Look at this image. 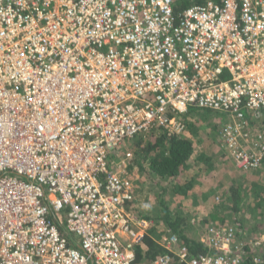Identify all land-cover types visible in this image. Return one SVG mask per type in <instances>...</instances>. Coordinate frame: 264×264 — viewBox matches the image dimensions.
Here are the masks:
<instances>
[{
    "label": "built area",
    "instance_id": "1",
    "mask_svg": "<svg viewBox=\"0 0 264 264\" xmlns=\"http://www.w3.org/2000/svg\"><path fill=\"white\" fill-rule=\"evenodd\" d=\"M177 1L0 0V264H139L151 222L126 207L131 153L115 150L182 133L191 106L229 115L237 170L262 165L264 0ZM234 233L210 228L214 253L193 257L158 242L185 264H246Z\"/></svg>",
    "mask_w": 264,
    "mask_h": 264
},
{
    "label": "trees",
    "instance_id": "2",
    "mask_svg": "<svg viewBox=\"0 0 264 264\" xmlns=\"http://www.w3.org/2000/svg\"><path fill=\"white\" fill-rule=\"evenodd\" d=\"M203 1L204 0L177 1L175 9L177 10L187 5ZM216 113L217 111H214L213 109L191 106L186 113L180 116L185 125L184 131L181 134H173L165 128L158 127L155 129L154 127L149 133H138L132 137L126 138V141H130L131 147L128 145L124 146V154L122 157H125L126 152L131 153L127 165V172L130 179L133 178L134 173L132 174V172L138 168L139 172L145 171L150 175L152 178V181L150 179V185H157V187L159 186L161 188V193L156 198H150L149 201L144 202L143 197L145 191L142 189V186L139 188L134 185H140L142 184V181L137 179L132 183L134 185V193L136 190L140 192L139 194H142V199L137 200L135 198L131 203H127L126 207L129 208L131 206L132 211H136V202L141 203L144 207L143 212L138 210L135 213L140 214L151 222L148 232L143 237L142 245H139L136 249V263L149 264L158 256L167 254L170 256L169 264H185V262L179 260L174 252L172 253L168 251L158 242L162 234L167 236L172 234L176 235L178 238L177 249L178 247H185L189 257L197 256L199 254L214 253V250L210 249L201 238L189 235L188 233L189 230L197 224L196 220H192V216H199V214L202 215L200 209L197 213H194L193 206L189 211H185V208L180 210L178 205L173 207L170 201L167 205L164 194L168 193L173 195L183 193V195L186 196L188 191L194 190L193 188L195 185L200 189V181L193 178V175L191 176L190 174L192 171L194 172L197 170L194 167L196 165L198 166L199 176L207 174L208 171L215 168V166L209 165L210 159L213 157L211 154L213 151L205 146L204 143H201L203 141L201 138V141L199 140L198 143L199 147L195 146L196 148L193 145L192 139H190V135H193L194 137L198 136L200 128L204 124H213L215 135L213 136V142H211V145L219 146L220 143L221 148H218L216 151H222L221 154H223V150L227 151L225 147V139L221 135V129L218 130L216 128V123H219L214 119ZM220 113L226 114V112ZM199 115L200 117L197 118V122L191 117ZM207 115L209 119L206 117ZM247 119H250V117ZM250 124L255 130H263L264 119L262 126H259L258 122L255 123V121L251 120ZM218 131L220 132V136H218ZM130 148H133L132 151ZM109 157H113V155H110ZM117 157L118 155H116L115 160ZM263 164L260 167H262ZM230 170L233 174L230 175L231 179L229 183L219 188V195H217L219 196L218 201H214L213 198H210L211 200H207V198L205 200L201 199L200 206H203L204 208V216L201 217L198 224L207 227V233L210 228L217 229L226 225L232 227L235 226V241L243 243L240 251L242 260H244L246 264H250L253 256L256 254L264 258V250L256 245L259 243L253 241L249 242L250 240L248 238L245 239L244 237L246 232H257L258 229L259 232L261 229L264 231V191L261 190L262 185H258V187L253 186V181H250V185L248 184V176L246 175L245 177V174H250V171H244V173H241L238 172L239 170ZM219 174H226V172ZM184 175L187 176L185 179H178V181L175 180L176 182L172 185L171 183H168L170 178L174 181V178H177L178 176L182 177ZM188 177L191 178L187 180ZM221 185L222 184H220V186ZM201 192L200 194L204 199L203 196H205V193ZM261 192L262 195H260ZM250 198L252 200H250Z\"/></svg>",
    "mask_w": 264,
    "mask_h": 264
},
{
    "label": "rangeland",
    "instance_id": "3",
    "mask_svg": "<svg viewBox=\"0 0 264 264\" xmlns=\"http://www.w3.org/2000/svg\"><path fill=\"white\" fill-rule=\"evenodd\" d=\"M191 117L197 122V118L200 117V115L199 116H195V117L194 116H191ZM206 117L209 119L208 115ZM214 119H216L219 122L218 124L216 123V128L219 130V129H221V125H223L229 119V115L228 114H225V113L217 112ZM211 126H213V124H211V125L204 124L200 128V133H198V136L200 138H204V136H209V135L214 134L213 133V129H212L213 127H211ZM126 145H128L129 147H131L130 141H126V139H124L123 142H122V144L120 146H118V148H117L118 157L115 160L116 163H119L122 160V158H123L122 156L124 154L123 149H124V146H126ZM130 149L132 151L133 148H130ZM221 152L222 151H220V152L217 151L218 154H216V156H213L210 159V164L209 165H213V166H215V168H212L211 175H209V173L211 171H209L207 174H204L203 173L204 174V175H202L203 176V179L201 178V180H200V183L202 185L203 184H206L207 186H209L210 183L212 184V182L210 180H211V178H213V184L215 185V187H218V188L223 187L225 182H229L230 181V179H231L230 175L233 174V172L230 169H234V170L238 171L235 168V166L231 163V161L229 160L228 153H227V156H225L224 154H221ZM222 155H224V156L222 157ZM110 160L113 161L114 160V157H110ZM194 168L195 169H199L197 167V165ZM222 172H226V174H222ZM219 173H221L222 175H220ZM132 174H133V178L131 179L132 182H135V180H137V179L142 181V184H140V185L134 184L135 186H138L139 188H140V186H142V189L143 190H146V191L148 189H150V190H148L149 193H147L148 197L146 198V196H145V200L150 199V198H156L161 193V188L159 186L157 187V185H150L151 184L150 183V179L152 181V178L145 171H142V172L140 171L139 172L138 171V168H136L132 172ZM179 178H180V176H178L177 178H174V181L172 180V178H170L168 183H171V185H172L174 182L178 181ZM188 178H190V177H188ZM154 179H156V178H154ZM220 184H222V185L220 186ZM164 198H165V201L168 200V199H170V201L174 200V199H171L173 197L170 194H167V193L164 194ZM250 200H252V199L250 198ZM172 206L173 207H176L177 204L175 205V202H174V203H172ZM137 207H138V205H137ZM139 207L142 208L141 205ZM190 208H191V206H187V209H190ZM198 208L201 210V212H202L201 214L202 215L199 214L198 217L197 216H194V215L192 216V218H195L197 224L195 226H193L189 230L188 233H189V235H194V236H197V237L201 238V237H205L206 236V234H207L206 228L207 227H205L204 225L198 224V221L201 219V217L204 216L203 215V209H204L203 206H199ZM248 222H250V221H248ZM247 224H249V223H247ZM258 230H257V232H252V233L251 232H248L249 233V236L247 234V237L250 240V242L251 241L258 242L259 244H256V245L260 246L261 249L264 250V237H262V238H260L259 236H258V238L256 237V233L262 232V229H261L260 232ZM253 250H254V248H253Z\"/></svg>",
    "mask_w": 264,
    "mask_h": 264
},
{
    "label": "crops",
    "instance_id": "4",
    "mask_svg": "<svg viewBox=\"0 0 264 264\" xmlns=\"http://www.w3.org/2000/svg\"><path fill=\"white\" fill-rule=\"evenodd\" d=\"M190 108V107H189ZM262 112L264 113V109L262 110ZM222 126V125H221ZM211 127H213V126H211ZM212 129H214V128H212ZM263 130H264V128H263ZM213 133H214V131H213ZM211 134V133H210ZM215 135V133L214 134H212L211 136H204V138H201V140H203L201 143L203 144L204 143V145L205 146H207L208 148H210V150H212L213 152L211 153L213 156H216V154H218L217 153V149L218 148H220V146H218V145H211V142H213V136ZM218 136H220V132L218 131ZM190 139H192V141H193V145H194V147L196 146V147H199L198 146V143H199V140H200V137L199 136H197V137H194L193 135H190ZM200 140V141H201ZM219 145H220V143H219ZM223 145V144H222ZM195 147V148H196ZM223 149H224V146H223ZM223 154L225 155V156H227V151L225 150H223ZM223 155V156H224ZM228 157H229V155H228ZM229 160L231 161V158L229 157ZM262 160H263V162H264V156H263V158H262ZM263 162H262V164H263ZM231 163H233L232 161H231ZM198 167V166H197ZM263 167V168H262ZM262 167H260V168H257L256 170H251L250 171V174H245V177H246V175L248 176L247 178H248V180H249V185H250V181H253V183H254V185L253 186H255V187H258V185H262V189L261 190H263L264 191V164H263V166ZM190 171V170H189ZM198 172H199V169H197L196 171H192V173H190L191 174V176L193 177V178H196L197 180H201V178L203 179V176H199L198 175ZM209 172V171H208ZM238 172H241V173H244V172H242V171H238ZM211 173H212V171L209 173V175H211ZM137 175V174H136ZM187 176L186 175H184V176H182V177H180L179 178V180H183V179H185ZM191 178V177H190ZM187 180H189V178L187 179ZM211 182H212V184L210 183V187L209 186H207L206 184H201V186H200V189L195 185V187L193 188L194 190L193 191H188V193H187V195L186 196H184L183 195V193H179V194H170L173 198H171V199H174V200H172V201H170L169 199L168 200H166L167 202V205H168V203H169V201L171 202V205H172V203H174L175 202V205L177 204L178 205V208L180 209V210H183L184 208H185V211H189L190 209H192V206H193V212L194 213H197L198 211H199V206L201 205V199L202 200H205L206 198H207V200H211L210 198H213V200L214 201H218V199H219V196H217V195H219L218 193H219V191H220V189L218 188V187H215V185L213 184V180H212V178H211V180H210ZM229 182H225L224 183V185H226V184H228ZM203 186V187H202ZM209 187V188H208ZM226 187V186H225ZM198 189V190H197ZM136 190V189H135ZM200 190V191H199ZM145 192H144V197H143V201L144 202H146V201H149L150 199H147V200H145V196H146V198L148 197V195H147V193H149L148 191H146V190H144ZM202 191V192H201ZM262 191V192H263ZM200 192L201 193H205L204 195L205 196H203L204 197V199L202 198V195L200 194ZM262 192H261V194L260 195H262ZM140 192H138L137 190H136V192L134 193L135 194V198L137 199V200H141L142 198H141V195L142 194H139ZM168 194V193H167ZM184 199V200H183ZM193 201H194V204H193ZM137 205H138V207H137ZM142 206V208L141 207H139V206ZM187 206H191V208L190 209H187ZM195 207V208H194ZM135 209H136V211H141V212H143V210H144V207H143V205L142 204H140L139 202H136V204H135ZM180 210H179V212H180ZM136 211H134L133 210V212H134V214L135 215H137V216H140V217H142L140 214H138V213H135ZM201 211V210H200ZM197 217H198V215H197ZM144 218V217H143ZM146 219V218H145ZM148 220V219H147ZM192 220H195V218H193ZM151 226V225H150ZM247 234H248V236H249V233L248 232H246L245 233V235H244V237H245V239H247L248 237H247ZM258 236L260 237V238H262V237H264V231H262V232H260V233H256V237L258 238ZM250 242V241H249Z\"/></svg>",
    "mask_w": 264,
    "mask_h": 264
},
{
    "label": "clouds",
    "instance_id": "5",
    "mask_svg": "<svg viewBox=\"0 0 264 264\" xmlns=\"http://www.w3.org/2000/svg\"><path fill=\"white\" fill-rule=\"evenodd\" d=\"M191 5V4H190ZM181 134V133H180ZM115 153H117L116 155H118V151H117V149L115 150ZM126 154V153H125ZM232 161V160H231ZM233 164V163H232ZM261 166V165H260ZM254 170V169H253ZM249 171H251V170H249ZM242 172H244V171H242ZM235 227V226H234ZM236 228V227H235ZM256 243H258V242H256Z\"/></svg>",
    "mask_w": 264,
    "mask_h": 264
}]
</instances>
